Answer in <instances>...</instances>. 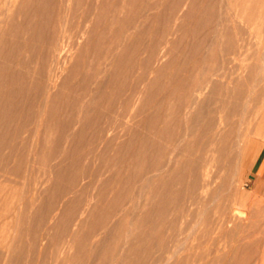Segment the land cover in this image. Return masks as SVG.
Wrapping results in <instances>:
<instances>
[{"label":"bare ground","instance_id":"1","mask_svg":"<svg viewBox=\"0 0 264 264\" xmlns=\"http://www.w3.org/2000/svg\"><path fill=\"white\" fill-rule=\"evenodd\" d=\"M250 32L263 0H0V264H264L224 80Z\"/></svg>","mask_w":264,"mask_h":264},{"label":"rangeland","instance_id":"2","mask_svg":"<svg viewBox=\"0 0 264 264\" xmlns=\"http://www.w3.org/2000/svg\"><path fill=\"white\" fill-rule=\"evenodd\" d=\"M100 1L101 0H99V3ZM128 8L131 9L132 7L128 6ZM260 51H264V43L262 41V38L261 37L256 38L255 34L250 32V34L246 37L244 47L240 49L239 54L236 56H230L228 63L226 65V69H225L226 78L224 80L231 81L233 83L238 80L241 82H245V84L249 88H253V91L255 92V95L246 93L247 95L250 94L249 104L245 114L246 117L244 122L245 124H243L241 127L242 129L246 130V128L249 129L251 126H253V129L250 128L252 130L250 131L248 130V131L249 134L251 135L249 137H252L251 140L254 141V143L250 146V149L248 150V153L246 154L243 160V165H245L247 160L253 155L252 154L253 149L257 146L258 143H259L258 145L259 150L258 153L253 157L254 163L251 165V168H249L247 172L244 171L241 172L239 175V179L243 182V187H242L243 189L240 190V192L244 190L246 195L247 194L249 195V198L246 199L244 202H241V205L239 203V205L237 206L238 207L237 210L240 211V213L243 212L245 215L244 219L246 220L243 221L245 225L244 236L249 237L252 248L254 250L256 249L260 251V254L262 256L261 259L264 261V134H263L264 122L263 121L261 122V120L259 119H258L259 121L256 120L258 117L261 119V117L264 116V75L257 73L255 75L247 77L246 78L247 80H243L242 78L243 77L242 74L246 75L247 74L246 72L253 67L254 54ZM262 59H264V57L260 58V63L264 61V60L262 61ZM262 64L264 65V62ZM263 65H261L262 70L264 69ZM229 101L233 103L234 98L230 96ZM227 114L224 113L222 117ZM247 123L249 124L247 125ZM259 123L261 125L260 127L258 126ZM251 131H254L253 132L254 134ZM214 169L215 168H213L211 171V178L214 179V184H215L220 181L221 178L220 176H222V172L220 171L221 173H218L219 171ZM260 172L263 175V178L260 177L259 174ZM256 186L257 188L255 189ZM125 207H126L125 205L122 206V209H124ZM99 237L100 236H98V238ZM202 242L203 244H206L208 246L212 243L211 240H202ZM42 244L43 245H41L38 249V256L36 258L37 264H42L43 255L48 251L47 246H45L46 244L45 243ZM230 244L231 242L229 241V239H227L226 240L227 247L224 249V252H229ZM89 247L93 248L94 242L89 244ZM181 256L182 255H180V257ZM260 261L261 260L259 259V262ZM45 264H54V261L52 258L46 257Z\"/></svg>","mask_w":264,"mask_h":264},{"label":"crops","instance_id":"3","mask_svg":"<svg viewBox=\"0 0 264 264\" xmlns=\"http://www.w3.org/2000/svg\"><path fill=\"white\" fill-rule=\"evenodd\" d=\"M261 173V172H260Z\"/></svg>","mask_w":264,"mask_h":264}]
</instances>
